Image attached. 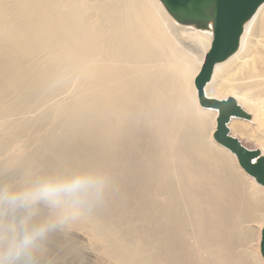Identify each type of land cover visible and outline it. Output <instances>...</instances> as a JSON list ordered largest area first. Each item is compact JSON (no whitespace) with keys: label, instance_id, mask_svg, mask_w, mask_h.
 Here are the masks:
<instances>
[{"label":"bare ground","instance_id":"obj_1","mask_svg":"<svg viewBox=\"0 0 264 264\" xmlns=\"http://www.w3.org/2000/svg\"><path fill=\"white\" fill-rule=\"evenodd\" d=\"M160 5L158 0H0V96L10 90L16 93L12 103L0 105V116L6 119L22 115L26 108H45H41L46 112H40V119L20 126L36 133L31 167L43 172L95 167L98 160L115 167L117 147L129 135L137 110L150 111L163 124L167 147L142 158L149 173L141 177H149L151 195L157 191L162 197L160 221L181 227V213L187 218L194 217L191 213L199 215L195 207L188 211L191 207H186L185 198L195 196L184 190L182 181L199 177L191 169L196 166L211 170L208 177L213 182L227 171L222 161L227 151L206 141L205 126L213 125L214 119H206L209 112L205 111L210 110L197 108L192 88L212 33L176 23L167 13H160L164 9ZM170 20L185 30V40L174 35ZM251 36L261 38L260 50L249 48ZM192 46L208 47L196 72ZM238 50L215 67L205 94L214 98L212 89L224 86L217 82L219 72L234 65L233 74L226 70L227 83L232 82V88L238 90L240 107L245 105L255 113L250 136L258 139L264 151V4L246 23ZM237 59L245 60L237 63ZM62 70L73 72L79 82L59 83ZM61 89L68 95L56 100ZM54 96L56 101L49 104ZM44 126L49 128L41 135ZM232 126L233 134H245L242 122L234 121ZM178 149L183 156L175 153ZM260 193L257 188L247 196L252 200L249 214L237 215L235 226L243 219L264 223ZM181 201L186 206H181ZM156 213L152 210L151 215ZM119 253L124 259L134 254L130 248Z\"/></svg>","mask_w":264,"mask_h":264},{"label":"rangeland","instance_id":"obj_2","mask_svg":"<svg viewBox=\"0 0 264 264\" xmlns=\"http://www.w3.org/2000/svg\"><path fill=\"white\" fill-rule=\"evenodd\" d=\"M163 11L160 10V13L166 14ZM170 23L173 26L174 35H177L181 41L185 40V30L176 23L174 25L171 20ZM259 40L261 41L260 37H249L248 41H251L249 48L260 50ZM207 48V46L190 48L191 54L197 58L195 72ZM243 60L245 59H237L236 62L240 63ZM233 68L234 65H226L221 69L217 82L224 86L212 89L214 90L211 92L212 97L217 99L234 97L238 102V90L233 89V83H227L226 80L229 78L226 70L231 69L233 74ZM62 73L63 77L58 79L59 83L60 81L61 83L79 82L70 70H64ZM192 79L191 76V83ZM192 88L194 89L193 83ZM64 93L67 91L59 90L57 97L54 96L49 104L58 99L64 100L68 95L67 93L65 96ZM15 96L16 93L11 90L1 95L0 105L12 103ZM196 106L199 108L198 103ZM42 107L26 108L22 115L11 118L2 119L0 116V145L1 142L4 143L0 146V179L24 180L29 174L40 172V168L31 167L32 159L36 154V133L24 130L20 126L28 120L40 119V112H46L42 110L45 109ZM241 107L251 116V120L249 123L233 120L230 123V132L232 136L240 140L243 146L259 150L264 155L258 139L250 136V131L255 128V113L253 110H248L245 105L241 104ZM205 112H209L206 119L209 120V117L214 119L213 125L205 126V139L214 143L210 133L213 134L215 130L216 115L212 111ZM137 113L135 123L128 128L129 135H125L121 145L117 147L115 167H107L108 165L105 166L101 160L95 162V167L102 168L111 174L113 191L93 218L78 222L66 235L53 238L51 244L53 264H139L140 261V264L142 262L147 264H264L259 249L260 232L264 223L257 225L252 220L243 219L237 226L234 224L237 215L242 214V217L243 215L246 217L249 214V204L252 200L247 196L251 197V194L259 188L261 191L259 198L264 202V190L243 173L236 159L228 152L224 153L225 159L222 160L227 166V171L213 178V182L212 177H208L211 170L205 172L203 171L205 169L200 170L196 166L191 169L196 170L199 177H189L182 181L184 190L195 197L193 196L194 199L186 197V203L189 204L186 206L185 201H181V206L191 207L188 211L195 207L198 217L195 216L197 214L191 213L194 217L187 218L185 212L181 213V227L170 226L167 222L160 221L162 197L157 191L151 195L149 177H141L143 173H149L142 158L149 152L154 156L159 149L167 147L164 142L165 133L163 124L151 116L150 111L137 110ZM234 121L244 124L245 134L232 133ZM48 128L49 126H44L41 135ZM175 153L183 156L182 149H178ZM153 156L152 165L155 160ZM224 177L231 179L224 182ZM173 183L176 185L175 182ZM152 210L157 211L155 217L151 215ZM123 248L133 250V256L124 259L119 253Z\"/></svg>","mask_w":264,"mask_h":264},{"label":"clouds","instance_id":"obj_3","mask_svg":"<svg viewBox=\"0 0 264 264\" xmlns=\"http://www.w3.org/2000/svg\"><path fill=\"white\" fill-rule=\"evenodd\" d=\"M112 191L111 174L94 166L0 179V264H53V238L93 218Z\"/></svg>","mask_w":264,"mask_h":264},{"label":"water","instance_id":"obj_4","mask_svg":"<svg viewBox=\"0 0 264 264\" xmlns=\"http://www.w3.org/2000/svg\"><path fill=\"white\" fill-rule=\"evenodd\" d=\"M158 1L176 23L211 31L210 47L194 79L198 105L217 114L212 135L214 143L234 156L244 174L264 190V155L259 150L243 146L229 129L232 120L246 122L251 120V116L232 97L218 100L205 94L215 67L238 51L246 23L254 17L264 0H198L196 12L180 10L182 0ZM259 249L264 263V227Z\"/></svg>","mask_w":264,"mask_h":264},{"label":"snow or ice","instance_id":"obj_5","mask_svg":"<svg viewBox=\"0 0 264 264\" xmlns=\"http://www.w3.org/2000/svg\"><path fill=\"white\" fill-rule=\"evenodd\" d=\"M197 8H198V0H182L180 10L196 12ZM255 162L256 161L253 160V163Z\"/></svg>","mask_w":264,"mask_h":264}]
</instances>
